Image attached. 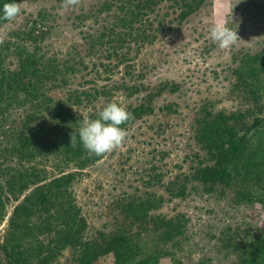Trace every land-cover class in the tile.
<instances>
[{"label":"trees","instance_id":"obj_1","mask_svg":"<svg viewBox=\"0 0 264 264\" xmlns=\"http://www.w3.org/2000/svg\"><path fill=\"white\" fill-rule=\"evenodd\" d=\"M23 1L36 0H15L19 4ZM8 2L11 0H0V9ZM164 2L181 7L176 20L182 24L206 0H102L97 12L111 11L115 27L109 29L110 33L113 28H120L122 33L116 37L107 35V41L105 32L84 36L88 55L97 57L105 42L112 40L113 53L118 56V48L127 40L122 37L123 31L127 37L142 39L141 27L150 22L149 16ZM50 21V13L40 12L22 38L34 43V49L15 46V58H9V48L0 45V130L7 134L0 147V225L6 219L8 222L0 243V264H57L67 250L72 254L71 264H97L110 254L114 256L113 264H162L166 258L175 261L174 253L168 248L160 249L158 243L148 248L142 232L158 234L159 244L180 247L190 220L185 214L170 218L156 214L164 203L156 194L122 200L119 208L123 220L118 228L96 236L88 234V222L77 202L74 185L87 168L104 156H89L78 136L76 146L71 147L70 135L78 132L83 120L98 118L106 104L115 102L116 91L124 87L131 96L132 90L117 83L95 89L94 93L66 89L71 77L82 70L81 65L87 66L81 58H46L40 44L48 34L42 28H49ZM7 23L0 20V26ZM229 68L234 78L231 95L250 105L227 113L214 109L215 102L203 104L194 116L193 129L207 163L184 178L182 184L180 180L171 182L168 189L171 195L184 196L187 183H191L195 190L214 192L223 199L233 190L234 196L227 199L235 208L256 203L264 208V116H252L264 111V51H238L232 55ZM54 88L66 90L65 97H54ZM139 90L134 86V91ZM94 100H102L104 105L88 117L73 109ZM13 112L18 113L17 117L10 118ZM152 112L150 106L137 105L130 110L134 119L121 127ZM4 161L7 165L3 168ZM47 164L52 171L47 170ZM155 169L151 167L154 173ZM162 178L160 173L153 176L156 182ZM12 202L15 205L8 213ZM217 238L221 250L230 252L224 254L234 256L235 264H264V227H250L242 219L235 228L227 224Z\"/></svg>","mask_w":264,"mask_h":264},{"label":"rangeland","instance_id":"obj_2","mask_svg":"<svg viewBox=\"0 0 264 264\" xmlns=\"http://www.w3.org/2000/svg\"><path fill=\"white\" fill-rule=\"evenodd\" d=\"M101 2L81 0L79 5L64 10L62 0L23 1L20 3L21 14L0 26V45L9 48V58H15V46L35 48L34 43L22 38L31 30L32 21L40 12L50 13V27L42 28L48 34L40 44L47 53L46 58L54 56L77 61L81 58L87 66L81 65L82 70L71 77L66 89H85L94 93L95 89L110 88L114 83L124 84L132 94L130 96L123 87L116 91L115 102L128 112L141 104L153 109L152 113L135 119L124 128L128 137L122 147L87 168L75 183L74 192L88 222V234L96 236L118 228L119 221L123 220L119 208L122 200L156 194L164 200L156 214L168 218L185 214L190 221L186 239L180 240V247L159 244L158 234L142 232L148 248H155L158 243L160 249L172 251L181 264H235L234 256L224 254L229 250H221L218 234L227 224L235 228L242 219L250 227H264V208L259 203L235 208L228 200L234 196L233 190L226 194L228 199H223L214 192L195 190L191 183H187L184 196L171 195L168 188L173 181L180 180L182 184L184 178L207 163L193 129L194 116L203 104L215 102L214 109H224L227 113L238 112L241 107L250 105L247 100L231 95L234 78L229 65L232 55L238 51L251 54L264 51V0H206L201 9L182 24L176 20L181 7L171 2L161 3L149 16L150 22L141 27L142 39L127 37L124 30L122 37L127 40L118 48V56L113 53L111 40L105 42L99 55L94 57L88 55L84 36L105 32L107 41V35L116 37L118 32L122 33L120 28H113L110 33L109 29L115 27L113 13H98ZM78 16L83 19L79 20ZM217 20H223L227 27L236 30L241 39L229 49H219L209 38V28ZM36 30L38 32L39 28ZM134 86L140 90L134 91ZM172 86L177 90L172 91ZM65 91L54 88L52 94L64 98ZM103 105L102 100H94L73 109L88 117ZM263 112L252 116L263 117ZM17 114L13 112L10 118ZM6 139L7 134L0 130V147ZM7 164L4 161L2 167ZM152 166L156 168L155 173ZM47 170L52 171L51 165L47 164ZM158 173L163 176L161 182L153 179ZM51 175H55L54 172ZM14 205L12 202L8 206V213ZM7 223L6 219L0 225V243ZM71 255L67 250L57 264H71ZM176 260L166 258L161 263L178 264ZM113 262L114 256L110 254L100 258L97 264Z\"/></svg>","mask_w":264,"mask_h":264},{"label":"clouds","instance_id":"obj_3","mask_svg":"<svg viewBox=\"0 0 264 264\" xmlns=\"http://www.w3.org/2000/svg\"><path fill=\"white\" fill-rule=\"evenodd\" d=\"M81 0H62L61 8L67 10L79 5ZM21 14V7L15 0L5 3L0 9V20L14 21ZM211 41L219 49L231 48L241 40L237 32L227 27L223 20L214 22L208 32ZM94 120H83L77 133L70 135V146L75 147L77 136L79 143L89 156L103 157L119 149L126 142L128 132L121 125L134 119L132 113L117 102H109L97 114Z\"/></svg>","mask_w":264,"mask_h":264}]
</instances>
